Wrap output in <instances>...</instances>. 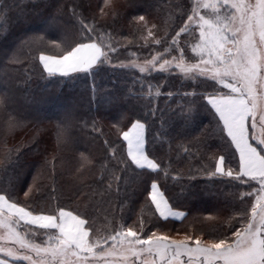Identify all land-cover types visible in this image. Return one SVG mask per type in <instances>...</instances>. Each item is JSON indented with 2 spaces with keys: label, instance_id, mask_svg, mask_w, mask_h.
Listing matches in <instances>:
<instances>
[{
  "label": "snow or ice",
  "instance_id": "snow-or-ice-1",
  "mask_svg": "<svg viewBox=\"0 0 264 264\" xmlns=\"http://www.w3.org/2000/svg\"><path fill=\"white\" fill-rule=\"evenodd\" d=\"M81 8H85L83 0H74V19L66 22L72 24L70 39L67 26L57 29L49 24L45 32H57V39L26 36L11 52L0 51V56L16 60L25 46L47 41L62 51L61 55L40 52L39 60L49 76L72 79L81 73H97L102 65L111 63L119 48L118 43L112 46L111 33L105 39L102 29H117L103 18L110 14L115 20L127 18V14L114 0H103L100 19L91 0L88 15ZM167 10L179 19L171 30L165 28L163 36L155 34L157 25L145 15L128 20L133 31L141 33V47L150 49V58L140 60L136 53H129L134 59L118 61V66L138 69L141 74L156 73L157 77L168 74L166 86L170 87H175L172 81L176 77L171 73L176 71L181 78L196 82L195 87L209 90L165 93L170 99L161 109L152 102L161 95L160 85L149 83V89L156 92L147 105H140L143 112L133 105L114 125L118 139L122 138L119 146L113 143L107 147L105 157L99 160L91 149L77 157V190L87 191H79L74 205L29 203L34 193L40 192L37 177L41 170L51 167L54 174L59 153L75 143V120L70 111L57 125V146L51 160L47 155L30 156L22 144L9 147L4 143L0 147V264H264V0H179ZM56 19L59 17H53ZM156 47L163 50L156 51ZM134 82L143 85L146 81L141 76ZM92 88L95 93V84ZM172 100L176 101L174 107ZM201 109L210 113L219 134L213 141L215 148L199 134L191 135L198 127L195 114ZM14 111L11 90L5 86L0 90V112L7 117L9 128L17 124ZM95 124L93 120V127ZM177 139L193 144L199 149L194 155L207 159L208 164L197 172L209 178H227L239 193L228 227L207 239L203 234L176 239L159 231L152 219L146 223L142 216L132 224L120 220L98 226L90 208L112 196H127L135 203L133 196L147 193L141 207L150 208L157 222L185 215L173 208L169 203L172 197L166 196L167 189L162 190L158 183L177 177L170 161L164 159L166 154L157 155L155 145ZM104 143L109 144L107 140ZM43 151L47 153V149ZM184 151L190 152L188 148ZM32 160H39V168L24 191L23 170ZM97 164L101 175L92 187L81 178L80 170ZM133 181L132 194L124 193L123 188ZM245 188L247 191H242ZM21 191L23 198L18 195ZM120 207L122 215L123 205Z\"/></svg>",
  "mask_w": 264,
  "mask_h": 264
},
{
  "label": "trees",
  "instance_id": "trees-1",
  "mask_svg": "<svg viewBox=\"0 0 264 264\" xmlns=\"http://www.w3.org/2000/svg\"><path fill=\"white\" fill-rule=\"evenodd\" d=\"M177 2L179 0H114L121 12L127 14V18L114 20L109 14L103 19L117 31H113L112 27L102 30L105 32V39H108V34L111 33L112 46L115 48L118 43L119 48L117 54L112 55L111 63L102 65L93 75L81 73L72 79L61 78L58 74L49 76L39 62L40 52L43 51L46 55H61L62 51L47 41H35L25 46L19 51L16 60L0 56V90L5 86L10 88L15 109L12 115L17 120L16 126L9 128L6 124L7 117L0 112V147L4 143L9 147L22 144L24 148L29 149L30 156L47 155L51 160L57 146V125L62 122L66 111H57L58 113L51 115L49 110L55 108L63 110L66 103L72 104L74 109L72 116L75 123L72 136L75 143H70L59 153L60 159L55 163L54 174L51 167L41 170L40 176L37 177L40 192L34 193L33 200L29 203H44L53 207L58 203L74 205L79 191H87L85 188L77 190L76 174L80 168L77 157L91 149L99 160L105 157L107 147H111L113 143L119 146V139L122 138L118 139L114 125L119 115L127 112L133 105L137 106L138 111L143 112L140 105H147L150 96L156 92L155 88L149 89V83L160 85L161 95L155 96L152 102L161 109L166 107L170 99L164 95L165 93L209 90L195 87L196 82L180 79L172 81L175 87L166 86L168 74L156 78L143 76L146 82L141 85L134 82L136 77H141L139 71L118 66V61L131 60L130 52L140 55L150 51L147 47H141L144 44L140 39L141 33L134 32L128 20L132 16L145 15L150 23L157 25L155 34L163 36L166 27L172 29L171 25L176 17L169 13L167 6ZM83 3L85 8H81L80 11L88 15L89 0H83ZM73 4L74 0H0V51L7 49L11 52L26 36L46 35L48 40L57 39V32L51 34L45 32L49 24L57 29L67 26L70 30L68 33L70 39L72 24L66 22L74 19ZM91 4L94 6L97 19H100L99 6L103 5V0H91ZM53 17L59 19L53 20ZM170 38L169 36L168 39ZM155 50L161 51V48ZM5 64L8 66L5 67ZM171 75L175 76L173 72ZM93 84L96 86L95 93ZM175 104L176 101L172 100L171 106L174 107ZM93 120L96 121L94 127ZM156 123L159 124V120ZM195 123L198 127L191 135L199 134L215 148L213 141L219 139V134L215 130L210 113L198 110L195 114ZM201 128L204 132H200ZM154 131L148 133L149 139ZM105 140L109 142L107 146ZM155 146L158 156L166 154L164 159L170 161L173 174L177 177L176 179L169 177L166 184L162 180H158V183H161L162 190L167 189L165 195L172 197L169 203L174 209L183 211L184 217L180 221L157 222L150 208L141 207L147 195L143 193L138 197L133 196L135 203L129 201L127 196L123 199L112 196L96 203L90 208V212L96 217L97 225L103 228L109 221L120 220L132 224L142 216L146 223L152 219L155 227L170 237L203 234L204 239L227 228L228 218L234 211L233 201L239 197V193L227 178H209L203 175L202 171L197 172V169L206 166L208 161L194 155L199 149L193 144H183L177 139L171 142L164 141L162 146L157 142ZM148 147L151 148L153 145L149 144ZM185 148L190 152L186 153ZM44 149H47V153L43 151ZM117 155H120L119 151ZM39 163V160H32L24 167L21 178L24 191L33 183V176L37 173ZM80 173L86 184L97 186L94 182L101 175L99 164L96 167L81 169ZM134 186L133 181L128 187L123 188V192L131 195ZM18 195L23 198V191Z\"/></svg>",
  "mask_w": 264,
  "mask_h": 264
},
{
  "label": "rangeland",
  "instance_id": "rangeland-1",
  "mask_svg": "<svg viewBox=\"0 0 264 264\" xmlns=\"http://www.w3.org/2000/svg\"><path fill=\"white\" fill-rule=\"evenodd\" d=\"M178 16H176L174 19H173V24L171 25V28H173V27H175V26H177V21H178ZM182 39H183V37H182ZM156 48H160V47H156ZM163 49L161 48V51H162ZM130 53H133V52H130ZM131 56V55H130ZM135 58H139L140 60H143V59H146V58H150V56H148L147 54H137V56L135 57ZM132 59H134V57L133 56H131V60ZM39 62H40V60H39ZM40 64H41V62H40ZM41 66H42V64H41ZM42 68H43V66H42ZM130 70V69H129ZM133 71H138V69H135V70H133ZM45 72V71H44ZM45 73H47V72H45ZM173 73H174V75L176 76V79H180L181 81L183 80H185V79H183V78H181L180 77V75L176 72V71H173ZM48 74V73H47ZM141 74V73H140ZM141 76H147V77H149V78H151V77H153V78H156L157 76H156V73H149V74H141ZM186 81V80H185ZM188 82H193V81H190V80H187ZM44 110H45V108H44ZM74 109H73V105L72 104H69V103H66L65 104V106H64V109L62 110H59V109H57V108H55V109H52V110H49V111H51L50 113H51V115H54L57 111H70L71 113H72V111H73ZM58 113V112H57ZM20 231L21 232H23L24 231V229L23 228H21L20 229ZM183 236V235H182ZM182 236H176V237H173V238H176V239H180ZM46 239V238H45ZM37 242H40L39 240H37Z\"/></svg>",
  "mask_w": 264,
  "mask_h": 264
},
{
  "label": "crops",
  "instance_id": "crops-1",
  "mask_svg": "<svg viewBox=\"0 0 264 264\" xmlns=\"http://www.w3.org/2000/svg\"><path fill=\"white\" fill-rule=\"evenodd\" d=\"M177 211H180L178 209H176ZM183 212V211H180ZM184 217V216H183ZM183 217H169L167 220H175V221H180Z\"/></svg>",
  "mask_w": 264,
  "mask_h": 264
}]
</instances>
